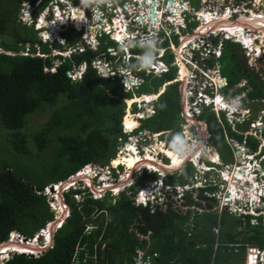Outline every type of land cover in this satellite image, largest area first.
I'll use <instances>...</instances> for the list:
<instances>
[{"label":"trees","instance_id":"obj_1","mask_svg":"<svg viewBox=\"0 0 264 264\" xmlns=\"http://www.w3.org/2000/svg\"><path fill=\"white\" fill-rule=\"evenodd\" d=\"M6 1L9 4L18 2ZM9 22H16V19L9 21L8 13L0 15V36L6 31ZM80 33H67V45L74 46ZM104 37L105 41H100ZM99 38L96 49L81 45L82 48L68 56L55 55L48 58L18 54L25 42L34 44L38 41L35 30L16 32L13 42L0 40V47L13 52L0 53V61L8 67V71L0 72V121L9 130V143L17 153L38 152L47 148L49 143H56L53 152L54 168L48 175L42 174L37 185L24 181L8 166H0V242L11 229L32 235L43 227L53 217L43 193L44 188L74 174L85 164H108L116 154L117 138L126 137L121 130V120L126 104L124 99L131 97V92L123 90L117 73L109 77L99 75L93 60L103 56L107 60L114 59L115 56L106 50L109 46L118 49L117 43L108 39L106 34ZM52 46L61 48L56 42ZM223 47L219 62L221 74L227 78V85L222 88V93L226 97H233L240 90L235 88V84L242 77L250 80L251 74L247 72L248 68L241 71L234 66L232 60L237 47L234 42L226 40ZM41 49L46 54L51 50L47 44H41ZM144 50L142 46L136 45L130 52L139 55ZM34 51L35 48L32 53ZM162 59L170 64L172 53L167 50ZM225 61L228 63L223 65ZM82 62L86 63V69L80 78L72 79L68 71L73 72ZM141 62L139 58L129 56L127 63L121 59L115 63L116 66L130 67L134 74L142 78L138 93H157L162 85L175 78V68L172 66L157 76L146 73L144 68L137 70ZM208 63L212 65L213 61L208 60ZM46 66L48 68L44 70ZM52 66L54 69L49 70ZM249 82V98L261 96L264 87L252 80ZM46 107L51 108L48 120L42 127L24 134L22 129L27 115L43 111ZM133 107L136 110L135 104ZM154 108L153 115L140 119L143 123H140L138 129L147 127L153 132L167 131L162 135H170L171 138H160L167 140V148L163 146V141L153 145L155 150L160 148V152L167 156L166 153H175L178 149L173 139L180 135L179 121L182 119L180 82L166 84L154 101ZM201 109L199 118L207 123L211 142L218 151L225 147L233 151L226 141L227 137L246 141L251 151L257 150L259 139L252 135L244 137L239 130L233 129L222 112L216 115L203 105ZM123 120L127 127L139 124L132 115H125ZM174 144L177 148L170 147ZM156 160L161 162L158 158ZM56 170H60L61 175L57 179L52 175ZM119 170L116 168V171ZM194 171L195 166L188 162L180 174L171 173L165 182L172 186L184 185ZM234 174V183L236 180H244L245 183L247 180H255L250 170L235 171ZM149 176L156 178L157 173L152 172ZM234 183L230 184L229 192L231 196L232 193L236 194L232 196L233 199L241 195L239 190H235ZM134 187L130 186L114 196L106 193L101 198H93L88 193L81 201H76L72 196L73 193H80V190L71 189L70 193H65L70 214L54 233L53 247L39 258L13 255L5 264H70L78 246L82 247L76 255L78 264H133L137 249L157 253L149 264H237L244 261L246 244L264 247V224L261 218H257V223L253 225L255 233L248 230L247 235H244V230L252 225L249 222L250 216H236L225 206L219 210L218 198L212 195L217 190L216 184L208 182L204 188L195 191L196 195L193 189L185 190L180 198L181 205L194 206L196 209L188 208L186 211L175 205L169 193L164 208L160 203L154 206V210L150 209V204L136 205ZM244 189L253 201L256 198L255 189L250 188L249 183ZM205 190L211 191V194L205 195ZM199 208L203 210L197 211ZM214 226L219 227L218 233L214 232ZM137 234L146 237L139 238ZM93 254L96 255L95 259Z\"/></svg>","mask_w":264,"mask_h":264},{"label":"built area","instance_id":"obj_2","mask_svg":"<svg viewBox=\"0 0 264 264\" xmlns=\"http://www.w3.org/2000/svg\"><path fill=\"white\" fill-rule=\"evenodd\" d=\"M41 0H38L34 6L31 7V5L28 3V1H24L22 4H25V8L22 9L23 13L20 16V19L25 21V22H31L32 21V16L31 13L35 10L33 9L35 6H37L39 4ZM80 1H87V0H80ZM145 0H126V1H121L120 3L117 4V2H119V0H110L108 3H106V5H104L101 8H99L98 6H95L94 8H92V12H91V16H92V24L91 25H100V31L102 30V33H100L99 36L103 35V34H107V35H111L113 33V28L115 26H117L116 23H113V21L115 19H119L122 21V28H123V32H125L126 36L125 38L128 39H119L118 37H115V39L121 44L124 43V45H121V47H123L126 51L131 48L136 42H138L140 45L146 46L148 48H154L158 50V56H162L163 52L168 48L170 50L171 53H175L174 50L175 48H173V46L171 45V43L169 44L168 47H161V46H155L154 44L155 41L157 40L158 43H162L163 41H165L166 39L169 41V37L172 34V28L169 27V29L166 30V32H168L169 30V34L168 35H160L158 33V30L155 32L154 31V27H159L160 24L163 23H173L175 18V14L179 13L181 14L184 10H186L187 6H190V10L192 12V16L189 19V21H199L201 22V19H199L200 17V12L203 11L205 12V14L207 16H209L210 19H219L220 17L225 18L226 20L229 21H234V19L238 18V12L236 9V6L234 4L233 0H229L228 3L226 4L225 2L227 0H153L155 1V10H154V16H153V23L151 22L152 19L149 18V15L146 16L148 19L144 18L143 19V15L145 14H149V8L148 6L152 4V0L149 1L148 6H144V4L140 3ZM167 1H171V3L167 4ZM59 2L62 3H66L63 7H61L59 5ZM53 8V10H57L61 12L60 14V18H67V10L69 8V5L71 3V0H51L49 2ZM179 5L178 9L176 8ZM167 5V6H166ZM129 6H132L133 8H129ZM78 8H81L80 11H83V14L79 16V19L82 18L84 16V12H85V6L84 5H77ZM173 7V8H172ZM177 11H176V9ZM131 9V11H130ZM72 12V11H71ZM107 13V14H106ZM236 15V17H235ZM47 14H45V11H42L39 15H38V20H42L44 17H46ZM178 17V16H177ZM84 22H82V25L87 27V19L83 18ZM174 19V20H173ZM178 21L181 22L180 26L185 28V25H183L182 18H178ZM156 22V24H155ZM125 24H131V28L129 29L130 31L128 32V28L125 26ZM162 29V28H161ZM197 29V27L195 28V30ZM125 30V31H124ZM128 32V33H127ZM165 32V33H166ZM238 29L235 27V25H233V32H229V30L221 28V29H216V30H211V31H207L203 34L201 40L199 41H195L193 42L191 45L189 44V42H184L181 45V49L182 51H189V55H195V59H193V61L188 60L186 57V55L184 56V60H186L188 63H191V68L190 71H186L185 75H186V88L184 89V98L181 97V117L182 119L179 121V128H180V134L182 135V139L179 138L177 139V146L178 149H182L184 145H186L188 148L189 147H195L196 144L199 141V136H197V134L200 133V131H204L206 137L209 136V133L206 134V125L203 124L202 121H197L196 126L194 127V125L192 123H194L195 118L197 116L200 115L201 113V109L199 106V102H200V98L201 96H204L205 98L207 97V95L205 94V92L203 90H201L202 88H209V94L210 93H215V91H219L221 89V86H224L226 84V77L223 76L221 74L220 71V66L217 62V59L220 56L221 53V47H222V40L219 41V43H217L216 45H214L212 43V41L210 42V44L205 47L204 45L207 44V40L205 39H212L215 36L222 34L223 37L225 39H234L235 42L240 40L238 39V35L240 33H238ZM85 33L82 34V37H84V39H86L87 36H84ZM188 34V33H187ZM95 35V34H94ZM237 37H235V36ZM246 37L243 34H240V37L242 40H240V42H242L243 47L245 52L247 54H251L255 51L256 46L252 45L250 42L251 36L250 34L245 33ZM181 38V37H180ZM92 44L91 41H88V46H90ZM254 46V47H253ZM95 48V47H94ZM109 49V48H108ZM129 53H127L126 55V60L128 59ZM174 61H171V63L169 64L170 66H177V74L176 77L173 79V81H179L181 80L180 77V60L177 59V57H174ZM178 60V61H177ZM208 60H212L213 64L209 65ZM169 65L164 61V60H159L156 62H150L146 68H145V72L146 73H154L156 75H160L163 72H166L169 69ZM96 66L99 68L100 70V74H104L105 73V66H107V70L110 74L113 73V71L111 72V70L109 69V63H102L101 61H98L96 63ZM142 66H139V69H141ZM213 73V74H212ZM216 75V78H214L213 75ZM120 75V79L123 83V88L125 91H130L132 90L133 95H135V90L138 88V86L142 83V78L139 75L134 74L130 69H125V70H121V74ZM201 84L202 87H200L197 91H195V83H199ZM218 89V90H217ZM143 94L139 95L137 98L135 97L134 99H138V100H134L136 102V104L138 103V106H136V110H133L132 106H129V111L131 113V115L140 121V119H146L148 117H150L151 115H153L155 113V108H154V104H153V99L151 100H145L143 98H139L142 97ZM145 96V95H144ZM133 101V102H134ZM215 107V106H213ZM217 107V106H216ZM220 108V106H218L216 109L218 110ZM212 109V108H211ZM128 108L126 109L127 112ZM248 111V110H246ZM246 112V116H247ZM126 115V114H125ZM125 115L123 116V119L125 117ZM206 123V122H205ZM262 123V122H260ZM253 124V123H252ZM138 126L140 125L137 124ZM137 125H133L132 127H127L124 123V120H122V131L123 133L126 134V140H123V137H118L117 141H118V146H117V151H116V157L119 156L120 154H126V151H129L130 153L133 154H137L139 157H145V155L147 154V147H151L152 151H150V153L152 154V156H155V158H158L161 162L163 158L169 159L164 153L160 152V148H158V150H155L152 146V144L155 142V140H158L160 143L163 141V146L166 147L167 145V140L166 139H160V136L164 133H166L167 131H160V132H153L147 128H141V129H137L136 132H134V129ZM234 129V128H233ZM261 134H263V131L259 133V135H256V133H253V136L257 137V138H261ZM130 140L132 141L133 145L135 146V151L130 150L127 148V146H125L127 143L130 142ZM152 140V141H150ZM120 142V143H119ZM244 142V141H243ZM229 144L233 147L235 146V148L238 150V148H240V146L237 144V142H235L233 139L229 140ZM167 148V147H166ZM213 150L212 146H210L209 144H207L205 142V139L203 140L202 146L200 147V149L198 151H196L194 153L195 158L197 159V161H201L203 167L202 170H204L205 173H208L211 169H213L214 167L211 166L210 164H208L207 162L210 161L209 158V151ZM142 151V153H141ZM245 151V150H244ZM203 154V155H202ZM200 155H202V157L207 156V161L204 159H199ZM245 158H244V162H246V166L244 167L248 170H250V175H252L254 177V179L256 180L257 175L254 173V169L258 167V163L254 162L252 164H249L248 161H245V159H250L252 155H248V154H244ZM113 161H110V164L112 166L117 165L113 164ZM188 162H191L194 166H199L198 163H196L193 160V156L190 157L188 159ZM187 162V163H188ZM120 163H122V161H120ZM164 163V162H163ZM186 164V163H185ZM205 165V166H204ZM230 165V166H228ZM249 165H253L250 168H247V166ZM186 166V165H185ZM227 168H226V167ZM232 165L231 164H224V168L225 171L228 170V168H230ZM234 169L237 168L239 169V165H235L232 166ZM98 170V169H97ZM105 176L107 178H109V182L108 184L110 185L109 187L111 189H115L114 184L111 185V182H114L115 178L112 175V171L108 168V166H105ZM134 170L137 171L140 175L142 174V176L145 173H152V171H154L155 169L148 167L147 165H145L144 163H141L140 161H138L134 167ZM182 170V168H181ZM197 169H195L196 171ZM193 173L191 177L190 181H187V183H185L184 185H174V190L177 189V192L174 191V193H178L179 195L177 196L178 198H180L185 190L191 189L193 188H204L208 182H211L212 184H216L213 183L211 181V178L207 177L206 175L202 176L203 173L200 171V169L197 170V172ZM223 171L221 172V177L222 178H226L223 176ZM261 174H264V172H261ZM163 175V173H162ZM254 180V181H255ZM260 183L262 185H264V180H260ZM153 183L152 182H148V184L146 185L145 188H139L136 191V195H135V203L137 205H146L147 204V199L148 198H152L153 195L148 196L147 194H145L146 189L149 188V186H151ZM68 186V185H67ZM64 187L63 189L67 188ZM166 187L169 188V190H171V185L170 184H166ZM264 187V186H262ZM48 189V188H47ZM46 189V190H47ZM103 188H98V190H93V194L92 196L94 198L100 197L103 193ZM207 195H210L211 193L207 190H205ZM263 189L261 190L260 188L258 189V194L261 195L263 193ZM53 194H55V196L57 197L58 192L55 191L53 192ZM143 194V195H142ZM196 193H194L195 195ZM220 200V199H224L223 203H226L227 199L226 197L222 196V195H218L217 192L215 191L214 193H212V195H214ZM76 196V195H75ZM60 200L59 204H57L58 209L61 213L66 211V215L69 213L68 212V206L66 204L65 197L64 195L60 192ZM76 199H81V197L79 195H77ZM167 201V196L166 194L161 196L159 198V203L161 204L162 208H164L165 203ZM152 205V203L150 204ZM154 206H152L150 209L154 210ZM47 233V232H46ZM16 240H18L20 243H22L23 241L28 243V240H25L21 237H16ZM25 252H27L26 249H24ZM30 252H33L36 254V256L39 255V251L37 250H28ZM249 257L250 260L252 259L253 261L256 260L257 255H258V250L251 249L249 252ZM143 256L144 253L143 252H139L138 256L136 258L135 264H145L148 263V257H146V261L143 260ZM7 255H3V253H1L0 256V264H4V260L6 259ZM3 260V261H2Z\"/></svg>","mask_w":264,"mask_h":264},{"label":"clouds","instance_id":"obj_3","mask_svg":"<svg viewBox=\"0 0 264 264\" xmlns=\"http://www.w3.org/2000/svg\"><path fill=\"white\" fill-rule=\"evenodd\" d=\"M24 1H26V0H18L19 6L22 9L25 8V6H24L25 4H22ZM50 1L51 0H41L39 2V4L33 8L35 10L31 13L32 21L30 23H33V26L36 29L35 30L36 31V34L38 33V41H36L34 44H30V42H25L24 48L21 49V50H19L18 54L19 53H21L22 55L35 54V55L42 56L43 58H45L47 56H55V55H61V56L67 55L68 56L71 52L75 51L76 49L82 48L81 45L88 46V42L84 39V37H82V34L84 33V30H86L85 29V26L82 25V22H84V19L83 18H86L87 19V23H86L87 26L88 25H91L92 24V16H91L92 8H94L95 6H98L99 8L102 9V7L104 5H106V3H108L110 0H102V1H99L98 4L95 3L98 0H94V4H92L93 3L92 0H87L88 1L87 3H86V1L83 2V1H80V0H71V3H70L69 8L67 10V13H68L67 14V18H64V17L63 18H60L59 17L60 14H61L60 10L59 11L53 10L51 4L49 3ZM120 2L121 1L119 0V2H117V4L120 3ZM65 4L66 3L59 2V5L61 7H63ZM79 4L84 5L85 8H86L85 9V12H84V16L82 18H80V19L78 17L80 15H79V13H77V9L78 10L79 9L81 10V8H78L77 7V5H79ZM72 8H76L75 15L77 17H73ZM36 10H37V12H36V14H34V12ZM42 11H45V14H47V16L44 17L42 20H38V15ZM88 12H89L90 16L87 14ZM22 13H23V11H22ZM22 13H21V15H22ZM1 14H6V13L2 11V12H0V15ZM43 22H45V24H42ZM171 24H173V23H171ZM171 28H172V26H171ZM31 29L34 30L32 27H31ZM167 29H169V28H167ZM71 31L72 32H81L80 33V38H79L78 42L74 46H69V45H67V42H66V34L69 33V32H71ZM129 31L130 30L128 28V32ZM158 33L160 35H162V36L165 35V32H162L161 30H158ZM106 36H110V35H107L106 34ZM125 39H128V38H125ZM228 40H231V39H228ZM112 41H114V42L117 43L118 49L119 50H122V52H120L118 49H116V50H118L119 55L118 56L113 55V54H111L108 51V48L109 49H113L115 47L109 46L106 51L110 55L115 56L114 59L107 60L105 58V56H103V57H97V58H95L93 60V64H94V62L96 60L101 61L103 64L104 63H109V65L110 64H113L112 65V70H111V65L109 66V69L111 70V72L113 71L112 74H110L108 72L107 66H105V68H104L106 70L105 73L104 74H100L99 68L96 66V64H94V66L98 69L99 75L100 76H103V77L113 76L115 73H117L118 76L120 77V75H119L120 72L118 70L119 67H122V68H125V69H130V67L116 66L115 65V63L117 62L118 59H121L123 62H126L127 63L128 62V59L126 60L127 53H129V56L136 57V58H140L144 53H146V51H150V52L152 51V52H155V54H158V50L157 49L148 48V47L143 46V45H141V46L145 49L144 50V53L139 54V55H137L136 53H132L131 54L130 49L133 48L134 46H132L131 48H129L126 51L123 47H121L122 49L120 48V46L121 45H124V43H121L120 44L115 38ZM166 41H167V43L165 44ZM53 42H56L59 46H61V48H59V47H53L52 46V43ZM41 44H47L51 48V50H50V52L48 54H46V53H44L42 51ZM153 44H154V47L155 46L168 47L170 43L166 39L162 43H158L157 40H156L155 43H153ZM90 47L93 48V49H96L98 47V44H97V46L95 48L92 47V46H90ZM33 48H35L34 53H32ZM123 50L125 51V54H124V51ZM167 50H169V49L167 48L163 52V55H164V53ZM221 50H222V47H221ZM55 51H57V53L52 54ZM3 52L9 53V54H12L13 53L12 51H6L2 47H0V53H3ZM64 52H66L67 54H63ZM163 55L162 56H157V57L154 56L151 60L148 57H142L141 59H142L143 64L141 62L140 66H142V68L145 69L146 66L150 62H156V61H159V60H163L162 59ZM129 56H128V58H129ZM220 57L221 56H219V58ZM219 58L217 59L218 64H219ZM55 62H58L57 59H55ZM219 66H220V64H219ZM172 67L175 68V73L177 74V66L173 65ZM47 68H48L47 66L44 67V70H46ZM77 68H78L77 69L78 72H79V69L81 70L80 75H79V77H76V76L73 77V76H71L72 79H78V78H80L82 72L86 69V63L85 62H82ZM52 69H54V66H52V67L49 68V70H52ZM122 70H124V69H122ZM185 71H187V70L185 69ZM68 72L70 74V71H68ZM148 74L156 75L154 73H148ZM176 74H175V77H176ZM160 75H157V76H160ZM170 82L174 83V82H177V81L171 80ZM170 82L165 83L161 87H164V89H165L166 84H168ZM178 82L181 83L182 82V79L179 80ZM121 83H122V81H121ZM194 85L196 87L195 88V91H197L200 87H202L201 84H200V82L199 83H195ZM226 85H227V80H226V84L224 86H221V89H220L221 92L220 91L219 92L217 91L214 94L213 93H210L209 94V91H210L209 88H202L201 90H203L205 92V94L207 95V97L205 98L204 96H201V98H200L201 100L199 102V106H200V108H202V105L208 107V109L211 110V111H214V113L216 115H218L220 112H222L223 114L224 113H227L228 114V117H230V115H232V117H230L229 120L226 117L225 118L230 123H232V124L234 123V125H237L238 123H243L244 121H239V120L242 119V118H245V117L246 118H249L251 116V114H250V106H249L251 104V102H249V98L246 96V92H243L242 94H235L233 97H227L226 98V96H224L223 93H222V88L225 87ZM123 90H124V88H123ZM126 92H131V97L125 98L124 99L125 101H127V99H134L135 97L143 94V93H138V94L133 95L132 90L126 91ZM161 92H160V90H158V92L156 93L157 95L155 93H151L154 96L156 95L155 98H153V104H154V101L156 100V98L158 97V95ZM143 95H146V94H143ZM134 104H135V107H136V102L135 101L132 102L130 106H132ZM213 105L214 106H217V107L220 106V108L217 110V112L215 110H212L211 109ZM127 108H128V106H127ZM246 110H248V111H246ZM246 112H248L247 113V116H246ZM125 114H126V109L124 107L123 116ZM123 116H122V120H123ZM237 118H239V120ZM122 120H121V130H122ZM259 122H262V123L260 125H256L255 122L253 123V125H254L253 126V129L256 132H258V133H260L262 131L264 132V115L261 116V118L259 119ZM231 127H232V125H231ZM238 132L241 133V131H238ZM120 137H122V136H120ZM262 137H263V134H261V138ZM177 139H179V138L177 137ZM230 139H233L235 142H237L234 138L227 137L226 138V141L228 142V144H229V140ZM124 140H126V138ZM117 143H118V141H117ZM237 144L240 147H244V148L246 147L247 148V144H245V141L244 142L243 141L237 142ZM212 147H213V150H215L217 152V154H218V160L217 161H212L210 159V161L207 162L208 164H210L211 166L214 167L209 172L214 171L217 179H219V177H220V182L224 186V188H223L224 189V192H226V196H224V197H226L227 199L230 198V203H227V200L225 199L226 200V203H224V204H222L223 201H224V199H221L222 200V203L220 204L219 210L222 209L221 206H225V209H232V210L235 207L234 209L236 210L235 211L236 214H234V215L240 216V217H242V216H250V219H249L250 224H252L251 223L252 220L257 223V218L260 217L262 223L264 224V191H263V193L261 195L258 194V189L259 188L261 190L262 189L264 190V187H262L264 185H262L260 183V180H264V174H261V172H264V162H263L264 155H263V157L258 162H257V160H255V162L259 164L258 167L254 169V173L257 175L256 180H255V182L257 183V187L255 188L256 198L253 201H251L247 193H244L243 195H240L242 188H238L240 190V194H239L240 196L232 199L231 196H228V191H229L228 190V188H229L228 179L221 177V172L222 171L225 172L224 165H221V162H220V160L222 161V159L220 158L219 152L216 149V147L214 145ZM231 148L233 150L234 147L231 146ZM238 150H241V149L238 148ZM233 153H234V150H233ZM243 154H248V155H252L253 154V156L250 159H247L246 158V160H245V161H248L249 164H252L250 162V160L253 157L258 156L260 153L258 151V153H256V155H255V153H253V152L250 153L248 151H244L243 150ZM210 156H211V154L209 153V158H210ZM115 157H116V154H115L114 157H112L109 160V163L108 164H101L100 166H98V164L97 165H94V164H85L79 170H77L74 174L67 176L63 180L53 182V183L49 184L48 186H46L44 188V190H43V193H44V191H50L51 193H53L51 190H49V187L50 186H53V187L57 188V192L58 193L61 192L63 195L65 193H70L71 189L80 190V193L77 192V193H73L72 195H73L74 198H76L77 195H79L81 197V199L80 200L79 199H76V200L77 201H81L85 197V195H87L88 193L92 196L93 190L94 191L95 190H98V188H103L104 189L102 195L100 197H97V198H101L106 193H110L111 196L118 195L121 192L127 190V188L130 187V186H135L134 187V190L136 192L137 191L136 190V187L145 188L146 187L145 184L150 181L153 184L151 186H149L148 189H146L145 194H147L148 196L153 195V197L147 199V204L146 205H141V206H149V204L152 203V205H150V207L155 206L157 203H159V198L161 196H163L165 194L167 196V193H169V194L172 193V192L174 193V188L173 187H171V190H169V188L166 187V184H169V183H166L165 180L162 179V176L163 175L161 176L158 173L157 169H155L154 171H152V172H156L157 173V177L156 178L150 177L149 174H151V173L148 174V173H145L144 172V175L141 176L140 179L136 178L137 180L134 181L135 178H132V174L135 171L134 170V167L127 168L123 163H117V165L112 166L110 164V161H112ZM168 161H169V159H168ZM224 164H228V163H224ZM229 164H231V163H229ZM105 166H108V168L112 171V175L113 176L116 177L117 176V173H120V176L122 178H124L123 180H117V179H115L114 182H111V185L114 184V186H115L114 187L115 188L114 190L109 187L110 185L108 184V182L110 180H109V178H107L105 176V171H106L105 170ZM221 166H223V169H222ZM116 168H120V170L119 171H116ZM230 168H228L227 171H229ZM131 170H133V171H131ZM93 171H95V174L92 176L90 173L93 172ZM135 172H137V171H135ZM218 174H219V176H218ZM146 175H148V176H146ZM81 177H83V178L81 179ZM72 178H74V181H75L74 184L70 181ZM78 182H79V184H78ZM119 183H121V184H119ZM66 184H68L67 188L66 189H63L64 187H66ZM216 185H217V190H216V192H217L218 191V183H216ZM58 187H60V191L58 190ZM118 187H122V188H119V190H118V189H116ZM191 189H193L194 192L196 190H199V188H193V187ZM147 190H150V192H148ZM207 191H209V190H207ZM209 192L211 193V191H209ZM195 193L197 194V192H195ZM204 194L207 195L206 191H205ZM45 195H46V198H47L48 195L47 194H45ZM135 195H136V193H135ZM65 200H66V198H65ZM47 202H48V200H47ZM134 202H135V198H134ZM66 204L68 206V212L69 213L66 216H64V218L56 217V216H54V213H53L52 219L47 220L44 223V226L43 227H40L32 235H26L23 232H20V231H18L16 229H11L8 232L7 237L2 242H0V256H1V253H3V255H7L6 259L4 260V264L13 255L22 254V255H26L28 257L39 258L46 250L52 248L53 247V244H54V233L65 222V220L67 219V217L70 214V206H69V204L67 202H66ZM183 207H185L184 210H187L188 208L189 209H195L194 206H185V205H183ZM50 210H51V208H50ZM202 210L203 209L199 208L197 211L201 212ZM190 218H191V215H189V221H191ZM256 223H253L252 225H255ZM213 230H214L215 233H218L219 227L214 226L213 227ZM49 231L51 232V234H50ZM12 233H14V236L13 237H12ZM137 235L139 236V238L146 237V236L141 235V234H137ZM16 237H21V238H23L25 240H28V243L25 242V241H23L22 243H20L18 240H16ZM7 244H9L11 246H14V245L20 246V249H26L27 252H25L24 250H18V249H8L7 251L4 252L3 250H4V248H5V246ZM33 244H35V245H33ZM31 246H33L34 248H31ZM247 247L248 248L245 249V251H246L245 252V257H246V263L245 264H249V263H251V264H264V247L260 248L257 245H250V246H247ZM81 248L82 247H79V246L76 248L74 254L72 255V259H71V263L70 264H78L77 263V259H76V255H77L79 249H81ZM254 248L256 250H258V255H257V258H256L255 261H253L252 259L250 260V257H249V254H248V252L251 249H254ZM28 250H37V251H39L38 252L39 255L36 256L35 253L30 252ZM139 252H143L144 253V256H143V260L144 261H146L147 260L146 257H148V261L149 262L148 263H145V264H149L151 262L152 257H154L157 254L156 252L150 253L147 249H144V250L137 249V255L135 256V261H136V258L138 256V253ZM92 257L95 259L96 258V255L93 254ZM245 257H244V261H245ZM244 261L241 264H243ZM133 264H135V262Z\"/></svg>","mask_w":264,"mask_h":264},{"label":"rangeland","instance_id":"obj_4","mask_svg":"<svg viewBox=\"0 0 264 264\" xmlns=\"http://www.w3.org/2000/svg\"><path fill=\"white\" fill-rule=\"evenodd\" d=\"M99 1H102V0H98V1H96L95 3H97L98 4V2ZM120 1H126V0H120ZM193 1V0H192ZM88 1H86V3H87ZM92 4H94V0H92ZM129 8H133L132 6H129ZM131 9H130V11H131ZM75 10H76V8H74L72 11H73V15H75ZM78 10V9H77ZM6 12V13H8V18H9V21H13L14 19H16V22H9L8 23V25H7V28H6V31L4 32V34L2 35V36H0V40H6V41H9V42H13V40H14V38H15V33L16 32H18V31H27L28 30V32H32V30H31V27L34 29V30H36L35 28H34V26H33V23H30V22H24V21H22L21 19H20V15H21V13H22V8L19 6V3L18 2H14V3H11V4H9L6 0H0V12ZM36 12H37V10L34 12V14H36ZM89 16H90V14H89V12L87 13ZM206 15V14H205ZM207 16V15H206ZM200 17V16H199ZM121 22V20L119 19V22H118V19H115L114 21H113V23H116L117 24V26H115V28H113L112 30H113V33L110 35V36H107V38L108 39H110V40H113L115 37H118L119 39H124L125 38V36H126V34H125V32H123V28H122V23H120ZM175 23V22H174ZM42 24H45L44 22L42 23ZM193 24H195V22H192L191 24H190V26H194ZM40 25V24H39ZM41 26V25H40ZM171 26H175V25H173V24H171V23H161L160 24V26L159 27H154V31L156 32L157 30H161L162 32H166V30H167V28H171ZM127 28H131V24H127ZM162 28V29H161ZM198 28H200V27H198ZM217 28H220V27H217ZM85 29L86 30H84V36H87L86 37V41L88 42V41H91L92 42V44L90 45V46H92V47H96L97 46V44H98V42H99V35H100V33H102V30L100 31V25L98 26V25H88L87 26V28L85 27ZM216 29V28H215ZM125 31V30H124ZM189 32H190V30H189ZM195 32V31H194ZM128 33V32H127ZM95 34V35H94ZM169 34V30H168V32H166L165 33V35H168ZM37 36H38V33H37ZM115 36V37H114ZM217 37V36H216ZM105 38L106 37H104V38H101L100 39V41H105ZM215 38V37H214ZM205 40H207V41H205V42H207V44L206 45H204L205 47H207L209 44H210V42H211V39H205ZM31 44V43H30ZM37 44V43H36ZM136 45H139V46H141L138 42H136L133 46H136ZM3 48V47H2ZM117 48V47H116ZM116 48H113V49H108V51L111 53V54H113V55H116V56H118L119 55V52H118V50H116ZM120 48H121V46H120ZM21 49V48H20ZM19 49V50H20ZM68 49V48H67ZM122 49V48H121ZM18 50V51H19ZM124 51V50H123ZM175 52H176V48H175V50H174ZM55 53H57V51H55V52H53L52 54H55ZM63 54H67L66 52H64ZM124 54H125V51H124ZM159 54V53H158ZM158 54H155V52H150V51H146V53H144L139 59H140V61H142V57H148L150 60L154 57V56H158ZM176 57H177V52H176ZM233 61V60H232ZM98 62V60H96L95 62H94V64H96ZM220 63V62H219ZM226 63H228V61H225V62H223V65L224 64H226ZM142 64H143V62H142ZM111 65V70H112V65L113 64H110ZM78 68L77 67H75V71H73V72H70V75L71 76H73V77H79V75H80V72H81V70L79 69V72H78V70H77ZM122 69H124L125 70V68H122V67H119L118 68V70H119V72H120V74H121V70ZM181 69V68H180ZM185 70V69H184ZM6 71H8V67L4 64V63H2L1 61H0V72H6ZM186 72V71H185ZM213 74V73H212ZM214 76V78H216V75L214 74L213 75ZM253 81L254 83H256L257 82V80H256V77L254 76V78L252 77V76H250V81ZM183 84V85H182ZM180 87H182L183 88V92H184V89L186 88V80H184L183 82H181L180 83ZM163 89H164V87H162ZM160 89V88H159ZM163 89H161V90H163ZM160 90V91H161ZM218 90V89H217ZM220 91V90H219ZM218 91V92H219ZM135 92H136V94H138V91L137 90H135ZM215 92H217V91H215ZM221 92V91H220ZM183 98L185 97L184 96V93H183ZM138 97V96H137ZM136 97V98H137ZM227 98V97H226ZM134 100H138V99H127V101H125V109H127V106H128V110H127V112H126V115H128V116H130L131 115V113H130V111H129V106L131 105V103L134 101ZM136 106H138V103L136 104ZM214 106V105H213ZM212 106V110H215L216 112H217V107L215 106V107H213ZM250 106V114H251V116H252V118L254 119H259L260 117V115H262L263 113H264V103H256V102H254V105L253 104H250L249 105ZM132 107H133V105H132ZM201 109V108H200ZM133 110H134V107H133ZM50 112H51V108H49V107H46V109L45 110H43V111H35V112H32V113H30V114H28L27 115V117H26V124H25V126H24V128L22 129V132L25 134V133H31L32 131H34V130H36V129H38V128H40V127H42L43 126V124H44V122L45 121H47L48 120V118H49V114H50ZM214 112V111H213ZM224 115H225V117L229 120L230 119V117H228V114L227 113H224ZM200 120V119H199ZM232 120V119H231ZM139 121V120H138ZM195 122L194 123H192L193 125H194V127L196 126V124L195 123H197V121H198V119L197 118H195V120H194ZM201 121H203V120H201ZM141 124L143 123L142 121H139ZM229 122V121H228ZM230 123V122H229ZM203 124L204 125H206V123L205 122H203ZM259 124V123H258ZM230 125H232V127L233 128H235V129H238L237 128V125H234V123L232 124V123H230ZM246 125H247V122H245V123H243L242 125H241V127H246ZM251 125H253V124H251ZM250 125L248 124V127L246 128V129H248V132L249 133H255L254 132V130H252V127L253 126H251V127H249ZM139 128V126L137 125L136 127H135V129H134V132H136V130ZM145 128H147V127H145ZM149 129V128H148ZM245 128H240V131H243L244 132V130H246ZM149 130H152V129H149ZM9 132V130L7 129V128H5L3 125H2V123H1V121H0V166H8L10 169H12V170H14V172L18 175V176H20L24 181H27V182H29V183H31V184H33V185H37V184H39L40 183V181H41V176H42V174H44V175H48L49 173H50V171L52 170V167L54 168V166H53V164H54V162H53V152H54V150H55V148H56V143L55 142H53V143H49L46 147L47 148H45V149H42L41 151H38V152H36V151H33V152H31V153H17L14 149H13V147L11 146V144L9 143V141H8V139H7V133ZM178 132H179V130H178ZM204 133H199V134H197V136H199L198 138H199V141H198V144H199V146L201 147L202 146V143H203V140L204 139H206L207 137H206V135H205V137H204V135H203ZM178 138H181L182 139V135L180 134H178ZM27 137H28V135H27ZM126 138V137H125ZM160 138H168V139H170L171 138V136L170 135H162V136H160ZM123 140H124V137L122 138ZM28 140H29V137H28ZM174 140V143H176L177 142V138H174L173 139ZM131 141V140H130ZM150 141H152V140H150ZM155 142H158V140H155ZM154 142V143H155ZM120 143V142H119ZM154 143L152 144V146L154 145ZM127 145H128V148L130 149V150H133V151H135V146L133 145V143H132V141L131 142H129V143H127ZM126 146V145H125ZM198 146V145H197ZM170 147H172V148H177V146L174 144V145H172V146H170ZM234 148H233V150H234V153H233V151H231L230 150V148H228V147H225V148H222V149H220L218 152H219V155H220V158L222 159V161L224 162V163H231V165L232 166H235V165H239V169H238V171H243L245 168V166H246V162H244L243 160H244V158H245V156H244V154H243V150H245V151H247V148L245 147H240V149L241 150H239V151H241L240 153L238 152V150H236V148H235V146H233ZM260 147L261 148H263V153H261V154H263L264 155V137H262L261 139H260V144H259V146H258V149H260ZM151 147H147V154L145 155V157H142L141 159H145V158H149L150 156H151V158L153 157H155V156H152V154L150 153V151H152V149H150ZM213 148V147H212ZM198 149V148H197ZM258 149H257V152L256 153H258ZM125 151H126V154H120L119 156H117V158H119V159H116V158H114L113 160V164H116V163H120V161H122V163L127 167V168H129V167H135V166H133V165H131L130 163H129V159L128 158H130L131 157V155L133 154V153H129V151H127L126 149H125ZM212 151H215V150H212ZM211 150L209 151V153L210 154H212L213 152H212ZM141 153H142V151H141ZM172 155H173V153H171ZM240 154H241V156H240ZM137 154H133V156H136ZM172 155H171V158H173L172 157ZM203 155V154H202ZM202 155H200V158L199 159H202ZM262 155V156H263ZM149 156V157H148ZM178 157V156H177ZM191 157V156H190ZM187 158H188V156H187ZM140 159V160H141ZM150 159V158H149ZM259 159L260 158H258V160H257V162L259 161ZM169 160H170V158H169ZM176 160V159H175ZM157 160H156V158L154 159V161L153 162H156ZM162 161L164 162V163H167L168 162V159H166V158H163L162 159ZM195 162L197 161V159H195L194 160ZM221 160H220V162H221V165H224V163L222 162ZM263 161H264V159H263ZM144 163H145V160L143 161ZM185 161H183L182 163H181V165L184 163ZM188 161H186V164H188L187 163ZM198 164H199V166H195V169H200V171L203 173V175L202 176H204V175H206L207 177H209V178H211V181L213 182V183H218V191H217V194L218 195H222V196H226V192H224V186H223V184H221V182H220V177H219V179H217L216 178V175H215V172L214 171H211V172H209V173H205L204 172V170H202V167H203V165H202V163H201V161H198L197 162ZM186 164H184L182 167H179V168H177V169H173L172 171L171 170H168L169 172H162L161 170H159V169H157V171H158V173L162 176V173H163V176H162V179L163 180H165V179H167V177H168V175H170L171 173H175V174H180V172H181V168H182V170H183V168L185 167V165ZM101 165V163H99L98 164V166H100ZM165 165H168V164H165ZM180 165V166H181ZM205 166V165H204ZM228 166H230V165H228ZM251 166H253V165H249V166H247V168H250ZM149 167V166H148ZM222 167V169H223V166H221ZM226 167V166H225ZM152 168V167H151ZM156 168H158V167H156ZM160 168V167H159ZM227 168V167H226ZM101 170V169H100ZM197 170L195 171V172H197ZM131 171H133V170H131ZM235 171H237V168L234 170L233 169V167H231L230 169H229V171H225L224 173H223V176L224 177H226L227 179H228V183H229V188H228V196H231L230 194L231 193H229L230 192V184L232 183V180H234V178H235V174H234V172ZM247 171H249L248 169H246L245 170V172H247ZM232 172V173H231ZM53 174V177L54 178H59L61 175H60V170H56V172H52ZM90 173V172H89ZM92 176L95 174V171H93V172H91L90 173ZM143 174V173H142ZM142 174L140 175L138 172H133V174H132V178H135L134 179V181H136L137 179L136 178H138V179H140L141 178V176H142ZM218 176H219V174H218ZM83 177H81V179H82ZM114 178L115 179H117V180H123L124 178H122L121 176H120V173H117V176L115 177L114 176ZM254 178V177H253ZM76 180V179H75ZM191 180V177H188L187 178V181H190ZM73 184L75 183V181H74V178H72L71 180H70ZM70 182V183H71ZM242 182V183H241ZM241 182H237V180H236V182L234 183V185H235V190L237 191V190H239L238 188H242L241 189V195H243L244 193H247L246 192V190L244 189L245 188V186H246V184H245V182H244V180H241ZM247 182H250V181H247ZM148 183V182H147ZM147 183L145 184V185H147ZM244 183V184H243ZM65 184V183H64ZM63 184V185H64ZM78 184H79V182H78ZM119 184H121V183H119ZM68 184H66V186H67ZM144 185V186H145ZM173 188H175L174 186H172ZM119 188H122V187H118V188H116V189H118L119 190ZM139 188H141V187H136V190H138ZM247 188V187H246ZM250 188H251V185H250ZM232 190V189H231ZM148 192H150V190H147ZM175 192H177V189L176 190H174ZM240 191V190H239ZM255 191V190H254ZM44 193L45 194H47L48 195V197H47V200H48V204H49V206H50V208H51V210L53 211V213H54V216H56V217H60V218H64V216H66V211L65 212H63V213H61L60 211H59V209H58V206H57V204H59L60 202H59V200L61 199L60 198V192L57 194V197L55 196V194H53V193H51L50 191H44ZM179 194L178 193H170L169 194V196H170V198H172V199H174L175 200V205L176 206H178L179 208H180V210H182V211H186V210H184L185 209V207H183V205H181V202H182V200L180 199V198H178L177 196H178ZM235 193H232V196L233 197H235ZM73 196V195H72ZM232 196H231V198H232ZM64 197H65V194H64ZM66 198V197H65ZM233 199V198H232ZM75 200H76V198H75ZM219 200V199H218ZM226 200H228V202L227 203H230V198H228V199H226ZM66 201V200H65ZM77 201V200H76ZM222 203V200L220 199L219 200V202H218V207H220V204ZM61 204V203H60ZM235 208V207H234ZM233 208V210L232 209H227L230 213H233V214H236L235 213V209ZM238 214V213H237ZM230 222V221H229ZM251 223L253 224V223H256L255 221H251ZM255 227L253 226V225H249L248 227H247V229H245L244 230V232H243V234L244 235H247V231L248 230H251L253 233H255L254 232V229ZM262 229H264V227L262 228ZM50 232V231H49ZM50 234H51V232H50ZM247 246H250V244H246V248H248ZM16 247H17V245H14V246H11V245H9V244H7L6 246H5V248H4V252L5 251H7L8 249H16ZM20 247V246H19ZM237 250L239 251L240 249H238L237 248ZM225 255H227V254H225ZM242 262H238L237 264H241ZM246 263V257H245V261H244V263L243 264H245ZM251 264V263H250Z\"/></svg>","mask_w":264,"mask_h":264},{"label":"flooded vegetation","instance_id":"obj_5","mask_svg":"<svg viewBox=\"0 0 264 264\" xmlns=\"http://www.w3.org/2000/svg\"><path fill=\"white\" fill-rule=\"evenodd\" d=\"M26 1H28V3L32 7L35 5L37 0H26ZM146 1L147 0H145V2L142 1L141 4H144V6H148L149 2L148 1L146 2ZM228 1L229 0H227L225 3L227 4ZM233 1H234V4H235L237 12H238L237 13L238 18L234 19V21H229V20H226L225 18L221 17L219 20H221V21L226 20L228 22V24L232 26V28L229 30H233V25L236 24L235 27L238 29V31H239L238 33L243 34L245 37H246L245 33L250 34V36H251L250 42L252 45L256 46V49L253 53L247 54L244 50L245 47H243L242 42H240V40H241L240 34L238 35V37L234 35L235 37H237L240 40H238L236 42L234 39L230 40L237 45V47L234 50L233 64H234V66L239 67V69L241 71H243L245 68H248L247 72H249L251 74L250 76H252L253 78L255 76L258 84H261L264 87V0H233ZM168 3H169V1H167V4ZM190 8H191L190 6H187L186 10H184L181 14H179V13L175 14V16H174V18L176 20V21H174L175 26H172V34L169 37V42L171 43L173 48H176V50H178V53L181 56L180 66H181V64H184L185 65L184 68L187 71H190L191 63H188L186 60H184L183 56L186 55L187 56L186 58L188 60H191V61H193V59H195L196 56L195 55L190 56L188 54L189 51H185V50L182 51V49H181L182 44L180 43V37H187L188 35L194 34V31L198 30L199 29L198 27L203 22V17H202L201 22L194 21L195 22L194 26H190V24L192 23V21H189V19L192 16V12H191ZM260 14H262V15H260ZM235 17H236V15H235ZM178 18L183 19L182 23H183V25H185V28L182 26H179L181 24V22L178 21ZM196 27H197V29L195 30ZM221 27L228 28L229 26L222 24ZM189 30H190V32H189ZM202 36L203 35L195 36L194 39L193 38H187L185 42L188 41L189 44L191 45L194 41L201 40ZM220 40H222V50L220 53V56H222V51L224 48L223 43L228 39H225L222 34H219V35H217V37L211 39V41L214 45L219 43ZM175 56H176V52L172 53V58H173L172 61L175 60L174 59ZM249 81L250 80L247 77H242L235 84V88L240 89L237 92V94H242L243 92H246V96L249 98L248 91L251 89V84ZM249 102H251V104H253V105H254V102L264 103V92L259 97H254L252 99L249 98ZM262 115H264V113ZM262 115H260L259 117L261 118ZM199 117H200V115L197 116L196 118L198 119V121H201L202 119H200ZM237 119L239 120V118H237ZM259 119H255V118L253 119L252 116H250L249 118H246V117L242 118L239 121H244L243 123H245V122H248V123H247L246 127H241V125L243 123H238L237 125L240 124V127H237L238 129H236V130L240 131V128L246 129L248 127V124L250 125L249 127L254 126V125H251V123H254V122L256 123V125H259L258 124V123H260ZM202 122H205V121H202ZM252 130H254L253 127H252ZM254 132H256V131L254 130ZM207 133H209V136L205 139V142L207 144H209L210 146H213V143L211 142V139H210V132L208 130V126H206V134ZM241 133L244 137H246L247 135L253 136V133H249L248 129L244 130V132L241 131ZM256 135H259V133L256 132ZM253 137H255V136H253ZM256 139H259V143H258V146H259L260 138H256ZM235 140L237 142L242 141V140L239 141L237 139H235ZM245 144H247L246 141H245ZM261 150H263V148L260 147V149H258L260 154L258 156L253 157L250 160L251 163H254L255 160H258V158L261 159L263 157L262 156L263 154H261V153H263V151H261ZM247 151L250 153L253 152L256 155L257 150L251 151V149L247 145ZM202 159L207 161V156L202 157Z\"/></svg>","mask_w":264,"mask_h":264},{"label":"bare ground","instance_id":"obj_6","mask_svg":"<svg viewBox=\"0 0 264 264\" xmlns=\"http://www.w3.org/2000/svg\"><path fill=\"white\" fill-rule=\"evenodd\" d=\"M147 2V1H146ZM261 3V2H260ZM181 5V4H180ZM181 7H182V5H181ZM173 8V7H172ZM74 8H72V10H73ZM176 9V8H175ZM80 11L79 10H77V13H79ZM81 14H83V12L81 11L80 12ZM260 15H262V14H260ZM74 16V15H73ZM146 16H148V14H145V15H143V19H142V21L144 20V18H146V19H148ZM203 17V22L200 24V28L198 29V30H196L195 32H194V34H192V35H188L187 37H181L180 38V43L181 44H183L185 41H186V39L187 38H193L194 39V37L195 36H200V35H203L205 32H207V31H211V30H218V29H221V28H223V27H221L222 26V24H225V25H228L229 27L228 28H224V29H227V30H229V29H231L232 28V26L231 25H229L228 24V22L226 21V20H223V21H221V20H219V19H210L209 18V16H206L205 15V12H203V11H201L200 12V18L199 19H201ZM260 19V18H259ZM263 19V18H262ZM245 20V19H244ZM250 21V20H249ZM252 21V20H251ZM256 21V20H255ZM120 23H122V21L120 22ZM180 23V22H179ZM155 24H156V22H155ZM175 24V23H174ZM239 24V23H238ZM236 25V24H235ZM240 25V24H239ZM125 26L127 27V24H125ZM180 26V25H179ZM217 27H220V28H217ZM115 28V27H114ZM216 28V29H215ZM240 28V27H239ZM229 32H233V30H229ZM258 32V31H257ZM262 36V35H261ZM191 40V39H190ZM242 40V39H241ZM176 52H177V59L178 60H181V56H180V54L178 53V50H176ZM184 57V56H183ZM180 62V61H179ZM184 64H181V69H180V77H181V79H182V82L185 80V78H186V75H185V68H184ZM183 85V84H182ZM163 89V88H162ZM181 90H182V95H183V88L181 87ZM156 94V93H155ZM157 95V94H156ZM155 95V96H156ZM155 96L153 95V94H146L145 96L143 95L142 97H139V98H143V99H145V100H151V99H153V98H155ZM230 117H232V115H230ZM200 133L202 134V133H204L203 135H204V137H205V132L202 130V131H200ZM159 142V141H158ZM198 145V146H197ZM198 148V149H197ZM169 149V148H168ZM200 149V146H199V144L197 143L196 144V146L195 147H187L186 145H184L183 146V148L182 149H178L175 153H173V155L171 154V153H166L167 154V156L170 158V162L169 163H167L168 164V166H171L172 168H168L167 166H165L164 164L165 163H161V162H158V161H156V162H153L154 161V159H155V157L153 158H151V156L149 157V158H145V159H141L142 157H139L138 155H136V156H133V154L131 155V157L130 158H128L129 159V163L131 164V165H133V166H135L136 165V163L138 162V161H140L141 163H144L143 161L145 160V165H147V166H149L150 168L152 167L153 169H159V170H161L162 172H169L168 170H173V168H175V169H177V168H179V167H182L185 163H186V161H188V159L190 158V156L192 157L193 156V160H195L196 158H195V155H194V153L196 152V151H198ZM213 153L211 154V156H210V159L212 160V161H217L218 160V155H217V153L215 152V151H212ZM130 153V152H129ZM240 153V152H239ZM171 155H172V157L173 158H171ZM178 156V157H177ZM187 156H188V158H187ZM141 159V160H140ZM176 159V160H175ZM183 161H185L182 165H181V163L183 162ZM198 161H196V163H197ZM181 165V166H180ZM156 167H158V168H156ZM160 167V168H159ZM232 173V172H231ZM232 183H234V181H232ZM247 183H249L250 185H251V188L252 189H255L256 187H257V183L254 181V180H250V182H247ZM58 190L60 191V187H58ZM231 191H233V190H231ZM252 201V200H251ZM227 202H228V200H227ZM14 236V233H12V237ZM33 245H35V244H33ZM31 248H34L33 246H31ZM16 249H18V250H24V249H20V247L19 246H17L16 247Z\"/></svg>","mask_w":264,"mask_h":264},{"label":"water","instance_id":"obj_7","mask_svg":"<svg viewBox=\"0 0 264 264\" xmlns=\"http://www.w3.org/2000/svg\"><path fill=\"white\" fill-rule=\"evenodd\" d=\"M149 1H151V0H149ZM149 1H148V2H149ZM151 2H152V4L148 6V8H149V14H148V15H149V18L152 19L151 22L153 23V22H154V21H153V16H154V10H155V6H154L155 1L152 0ZM170 3H171V1H169V4H170ZM180 94H181V97H182L181 87H180ZM238 152H240V151L238 150ZM49 190H51L52 192H55V191H57V188H55V187H53V186H50V187H49Z\"/></svg>","mask_w":264,"mask_h":264},{"label":"crops","instance_id":"obj_8","mask_svg":"<svg viewBox=\"0 0 264 264\" xmlns=\"http://www.w3.org/2000/svg\"><path fill=\"white\" fill-rule=\"evenodd\" d=\"M162 89V87L159 89V90H161ZM161 91H163V90H161ZM160 91V92H161ZM183 97V96H182ZM261 123H259V125H260ZM216 152V151H215ZM217 153V152H216ZM218 155V154H217ZM165 165V164H164ZM165 166H167L168 168H172L171 166H168V165H165ZM173 169H175V168H173ZM251 180H253V179H251ZM247 181H249V180H247ZM239 182H241V180L239 181ZM242 183V182H241ZM245 184H247V182L245 183Z\"/></svg>","mask_w":264,"mask_h":264},{"label":"snow or ice","instance_id":"obj_9","mask_svg":"<svg viewBox=\"0 0 264 264\" xmlns=\"http://www.w3.org/2000/svg\"><path fill=\"white\" fill-rule=\"evenodd\" d=\"M143 195V194H142Z\"/></svg>","mask_w":264,"mask_h":264}]
</instances>
